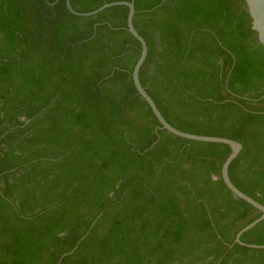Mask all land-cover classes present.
Listing matches in <instances>:
<instances>
[{"label":"trees","instance_id":"trees-1","mask_svg":"<svg viewBox=\"0 0 264 264\" xmlns=\"http://www.w3.org/2000/svg\"><path fill=\"white\" fill-rule=\"evenodd\" d=\"M118 0H69L88 12ZM130 1V0H126ZM139 81L175 128L241 143L264 204V46L245 0H133ZM126 5L0 0V264H264L227 144L160 126Z\"/></svg>","mask_w":264,"mask_h":264},{"label":"water","instance_id":"water-1","mask_svg":"<svg viewBox=\"0 0 264 264\" xmlns=\"http://www.w3.org/2000/svg\"><path fill=\"white\" fill-rule=\"evenodd\" d=\"M246 6L248 13L251 17V28L257 32V38L259 42L264 46V0H245ZM66 7L68 10L74 14L77 15H92L98 12L99 10L113 6V5H126L128 8L127 11V16H126V27L127 30L139 41L140 43V53L135 61L132 71H131V77L133 84L137 90V92L141 95V97L147 102L149 107L151 108L154 116L160 123V126L167 131L173 133L174 135L183 137V138H188L192 140H198V141H208V142H219V143H224L229 145L230 147V152L224 159V161L221 164L220 168V176L221 179L223 180L224 184L226 187L231 191L233 196L239 197L246 202L250 203L253 205L255 208H257L260 211V215L247 223L245 226H243L241 229H239L234 237V240L238 243L243 244V242L240 241V235L247 230L248 228L252 227L255 225L258 221L262 220L264 218V204H260L257 202L255 199L250 197L249 195L245 194L242 192L240 189H238L230 180L229 175H228V166L231 162V160L238 154L240 151L242 145L240 142L230 139L227 137H222V136H214V135H200V134H194V133H189L185 132L182 130H179L169 124L165 118L162 116L160 111L158 110L157 106L155 105L154 101L152 98L148 95V93L145 91L144 87L141 85L139 81V76H138V71L139 68L144 61L146 54H147V45L144 40V38L138 33V31L135 29L133 23H132V18L134 14V5H133V0L126 1V0H118V1H110V2H105L102 5H100L98 8L93 9L88 12H78L74 10L71 5L69 0H65ZM250 247H264V245H254V244H249Z\"/></svg>","mask_w":264,"mask_h":264}]
</instances>
